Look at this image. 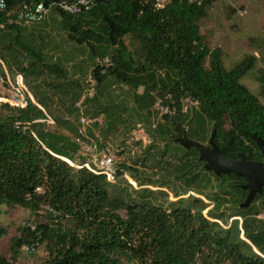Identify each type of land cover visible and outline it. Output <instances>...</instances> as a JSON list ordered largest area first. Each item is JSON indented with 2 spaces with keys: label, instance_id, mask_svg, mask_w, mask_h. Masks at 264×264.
Listing matches in <instances>:
<instances>
[{
  "label": "trees",
  "instance_id": "16d2710c",
  "mask_svg": "<svg viewBox=\"0 0 264 264\" xmlns=\"http://www.w3.org/2000/svg\"><path fill=\"white\" fill-rule=\"evenodd\" d=\"M23 1L48 4L54 0H6L10 7ZM93 1L91 10L77 15L56 10L65 22L81 15L91 17L97 23L94 29L79 31L72 26L69 34L79 44L86 41L94 57L111 60L104 73L98 67L92 69L96 95L90 103L97 100L107 77L114 76L135 90L142 87L141 93H135L136 106L146 113L159 78L161 87L168 86L162 95L186 94L198 101V116L212 123L213 142L223 155L238 160V155L244 154L250 161L264 164L254 139L264 140V105L241 82L253 68L255 56L245 55L227 69L222 50L205 43L199 21L207 15L212 0H171L161 9L153 8V0ZM3 19L0 14V21ZM7 36L0 40V44L7 42L0 59L4 51L16 50L18 41ZM91 36L95 44L90 42ZM125 36L137 41V58L125 45ZM261 73L264 94V70ZM1 109L0 204L27 208L36 217L43 205L55 212L44 210V221L34 222L33 229L18 226V235L10 240V258L0 252V264H20L22 246L32 243L44 247L43 264H264V220L257 217L258 208L239 207L247 195L242 177H216L221 183L220 195L207 210V217L203 211L208 205L199 197L171 201L163 190L136 189L121 180L110 183L103 174L69 164L64 158L71 161L77 150L71 117L56 118L58 130H50L42 121L45 112L30 99L24 108L3 103ZM68 113L76 119V111ZM186 115L164 117L149 149L155 139L181 137L186 128L174 118ZM27 128L31 134L25 132ZM182 150V163L174 169L178 172L188 166L187 159L199 164L197 151ZM119 167L128 169L136 179L135 166L127 168L123 163ZM36 187L42 192H35ZM257 199L263 209L264 188L256 194ZM225 204L236 207L238 214L234 215L242 218L240 223L234 219L224 227L219 222H227L218 211ZM6 233L7 228L0 226V238Z\"/></svg>",
  "mask_w": 264,
  "mask_h": 264
},
{
  "label": "rangeland",
  "instance_id": "374dc122",
  "mask_svg": "<svg viewBox=\"0 0 264 264\" xmlns=\"http://www.w3.org/2000/svg\"><path fill=\"white\" fill-rule=\"evenodd\" d=\"M199 26L200 33L203 35L205 43L210 48L218 47L222 50V62L225 68H231L245 55L252 54L255 56L253 68L241 78V82L257 96L259 101L264 105V94L261 90V81L263 77L261 71L264 70V0H212L208 7L207 15L200 19ZM62 27L63 23L61 17L47 18L43 23L37 24L35 27L38 34L36 38L32 39L34 41L33 44L41 45L42 39L40 40L39 35L45 33L47 29L60 31ZM2 32L3 31H0V40H7L8 36ZM11 40L13 41L14 39L11 38ZM127 41L128 48L133 56L137 58V44L132 40V44L129 40ZM14 48H16L18 54H16L17 52L15 49V52L11 50L7 54L11 61H14L13 65L15 70L25 76L23 79L28 90L37 98L44 97L47 102L49 101L48 99L51 98L50 96L52 93L55 94L54 96L52 94L53 98H57L60 88L58 84L62 80L55 77L56 70L42 67L40 63L34 61L33 55H29L24 49L17 46ZM82 54L85 53L82 52ZM15 58H17V61ZM23 58L24 61H21ZM92 59L93 56L91 52H87L83 60V71L88 70L87 64L89 60ZM30 61L33 63L32 66L29 64ZM25 67H28V69ZM78 68L79 67H72V70L74 69L80 72L81 69ZM91 72L92 70L88 75H90ZM8 73L11 77L13 76L9 70ZM159 74L161 75L162 73ZM88 75L82 80V85ZM30 77L32 78L31 81L29 80ZM40 77L42 78L41 81L39 80ZM156 80L157 86H159L155 87L151 92L150 95L152 96V100L145 106L146 113L143 114L137 109L135 94L141 93L142 88L140 87L135 90L128 85L120 83V80L116 79L114 76L107 77L106 81H104L99 89L100 92L98 93L97 100L90 103L93 113H102L103 115L104 125L96 127L100 131L101 137L109 141H114L132 124L136 122H150V111L154 101L168 90L167 84L165 86L167 88L164 86L161 87L159 78ZM163 81L167 83L166 80L163 79ZM53 98H51L49 103L55 100H53ZM46 101H43V103L47 104ZM3 103L7 102L0 96V113H2L1 104ZM60 113V110L54 108L53 116L49 113L48 115L56 119V114L58 115ZM106 115L108 117H106ZM70 117V127L73 129L72 126L75 127V122L72 120L74 116L72 115ZM59 119L62 120L61 117ZM174 120L184 124L186 128V131L183 133L185 139L182 141H176L175 139L178 137L155 139L153 147L145 152V156L135 161V167L137 169L135 172L136 179L130 178L133 184H131L123 174L117 176L115 181L121 180L128 182L136 189L147 187L155 191L163 190L167 193L168 200L171 201L180 197L188 198L189 200L191 196L199 197L208 205L203 211V214L208 217L207 210L215 206V202H217L215 199L220 195L219 186L221 183L216 177H222V175L225 174L220 176L215 175L212 171L206 170L204 168V163L198 159L199 164L187 159L189 164H187L188 166L185 167L182 172H178L174 169L179 163H182V161L179 160V158L183 157L182 149L189 150L193 148L195 151H198L195 147L186 148L182 143L183 141L191 140L200 145L210 147L209 140L213 134V125L208 120L204 122L203 119L198 116V108L190 110L186 116H177ZM47 128L50 129L49 127ZM57 128L58 125L56 124V126L50 130H58ZM171 134L175 133L171 131ZM163 150H165V154L162 155ZM72 159L76 161L80 160L76 156ZM129 174L131 176L130 171ZM190 176L195 177L196 181H187L186 178ZM255 196L248 205V208L251 205L258 208V215L262 216V220H264V208L262 209L261 207L260 199L255 200ZM159 202H162V199H159ZM218 211L222 212L224 218L227 220L225 224L219 221L224 227H228L234 219H238L239 223L242 221L240 216L234 215L238 214V210L233 205H221ZM121 214L124 215V212L121 211ZM38 215L39 216L36 217L27 208L20 206L8 207L0 204V226L7 228V233L0 238V252L4 256L10 258L9 244L11 237L18 235V226L25 222H43L45 219L44 209H41ZM45 255V249L42 245L38 246L33 253L25 252L21 248L18 262L20 264H43Z\"/></svg>",
  "mask_w": 264,
  "mask_h": 264
},
{
  "label": "built area",
  "instance_id": "2783aa9c",
  "mask_svg": "<svg viewBox=\"0 0 264 264\" xmlns=\"http://www.w3.org/2000/svg\"><path fill=\"white\" fill-rule=\"evenodd\" d=\"M171 0H153V8L161 9ZM94 6L93 0H54L48 4L42 1L28 2L23 1L14 6H9L6 0H0V14L4 19L0 21V30L8 27H24L42 23L52 10L61 11L69 15L85 13ZM111 65L108 56L97 58L94 67L100 68V73H104L106 68ZM96 95V80L92 74L84 80L79 98L73 103L76 111V133L72 140L77 145L76 160H66L76 168H86L94 174H103L106 179L114 183L117 173L121 172L123 176L131 183L129 170L120 168V164L128 167L135 166L134 162L143 158L145 152L153 143V135L157 125L166 116L176 114H188L190 110L198 108L199 103L189 95L175 96L168 92L156 98L152 107L150 122H136L126 131L119 135L114 141L100 136V131L96 127L104 125L102 113H93L90 107V101ZM0 96L10 106L24 108L31 96L22 75L16 74L10 76L4 64L0 60ZM42 121L50 129L55 127L56 121L52 116L45 113ZM150 150V149H149ZM132 179V178H131ZM35 192L41 193V187H36ZM44 210L55 212L49 206L43 205ZM262 219V216L257 215ZM26 226L35 227L34 223L25 222ZM25 252L33 253L37 246L27 244L22 246Z\"/></svg>",
  "mask_w": 264,
  "mask_h": 264
},
{
  "label": "crops",
  "instance_id": "0c3cea01",
  "mask_svg": "<svg viewBox=\"0 0 264 264\" xmlns=\"http://www.w3.org/2000/svg\"><path fill=\"white\" fill-rule=\"evenodd\" d=\"M49 17H52V18L61 17L63 27L62 29H60V31H52L50 29H47L45 33H42L41 35H39L40 40L42 39L41 45H36V44L34 45L33 44L34 41L32 40L33 38H36V35L38 34L35 28L37 24L31 25V26H24L18 29L7 31L5 35H9L10 36L9 38H15L16 39L15 42L18 41L16 46L24 49V51H26L29 55L31 56L33 55L34 61H36L37 63H40L42 67L56 70L55 77L60 78L62 80L61 82L59 81L60 83L58 84L60 87L58 94H57L58 97L53 98L55 94L52 93L53 96L51 94L50 97L53 98V100L54 99L55 100L52 101V103H49L51 100L50 97H49L50 99H48L49 101L47 102L44 97L37 98L33 95L32 92L29 91L30 96H31V101L34 104H36L40 109H42L45 113L47 114L49 113L52 116H53V110L54 108H56L60 110L61 113L58 115L56 114L57 117L55 118L59 119L61 117L62 120H67V119L69 120L70 114L68 112L71 110L75 111L73 108V103L80 96L82 86H83L82 80L90 73L97 59V57H94L92 55L93 59L89 60L87 64L88 70L83 71V67H82L83 60H84V57L86 56V53L91 52L90 48L86 41L79 44L74 40V38H71L69 34V29L71 30L72 26H77L79 31L87 30V29H94L97 23L93 22L91 20L92 19L91 17H87L85 15L75 17L70 22H65V19L56 10H52L47 16V18ZM127 40H129L130 43L132 41L135 42L138 48V43L136 40H134L130 36H125L124 43L127 46V48H128ZM90 42H92L93 44L96 43L95 40L93 39V36L90 37ZM6 44H7L6 41L1 42L0 51L4 49ZM82 52H84L85 54H82ZM16 54H18V52ZM3 56L4 57L0 60L4 64L7 71L9 70V72L13 76L16 74H20L24 78L25 76H23V74L15 70V67L13 65L14 61H11L7 52L4 51ZM15 60L17 61V58H15ZM21 61H24V58L21 59ZM30 63H32V61H30L29 64ZM72 67L73 68L79 67L81 71L79 72L74 69L72 70ZM29 80L31 81L32 78L30 77ZM39 80L41 81L42 78L40 77ZM43 101H46L47 104H44ZM141 113L144 114L145 112H141ZM106 117L108 116L106 115ZM74 122H76V119L74 120ZM60 131L64 134L69 133L66 128H62L60 129Z\"/></svg>",
  "mask_w": 264,
  "mask_h": 264
},
{
  "label": "water",
  "instance_id": "95a60500",
  "mask_svg": "<svg viewBox=\"0 0 264 264\" xmlns=\"http://www.w3.org/2000/svg\"><path fill=\"white\" fill-rule=\"evenodd\" d=\"M26 133L31 134L30 129L25 130ZM184 134L176 138V141H182ZM214 130L212 137L209 140L210 147L200 145L191 140H185L182 143L186 148L195 147L198 149V160L204 163L206 170L212 171L215 175L234 174L237 177L245 179L242 189H247V195L242 203L239 204L240 208H247L253 200L256 193H260L264 188V164L262 162L250 161L244 154H239L238 160L227 158L223 155L217 145L213 142ZM256 144L258 145L261 153L264 155V140L254 136ZM264 204V202H263ZM249 242V241H247Z\"/></svg>",
  "mask_w": 264,
  "mask_h": 264
},
{
  "label": "flooded vegetation",
  "instance_id": "af4514ba",
  "mask_svg": "<svg viewBox=\"0 0 264 264\" xmlns=\"http://www.w3.org/2000/svg\"><path fill=\"white\" fill-rule=\"evenodd\" d=\"M247 190V189H246ZM246 194H247V191H246Z\"/></svg>",
  "mask_w": 264,
  "mask_h": 264
}]
</instances>
